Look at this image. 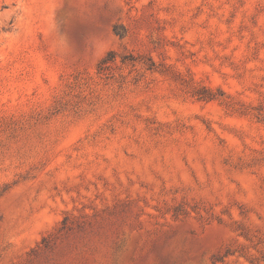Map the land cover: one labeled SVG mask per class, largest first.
Masks as SVG:
<instances>
[{
    "label": "rangeland",
    "instance_id": "rangeland-1",
    "mask_svg": "<svg viewBox=\"0 0 264 264\" xmlns=\"http://www.w3.org/2000/svg\"><path fill=\"white\" fill-rule=\"evenodd\" d=\"M0 264H264V0H0Z\"/></svg>",
    "mask_w": 264,
    "mask_h": 264
},
{
    "label": "trees",
    "instance_id": "trees-1",
    "mask_svg": "<svg viewBox=\"0 0 264 264\" xmlns=\"http://www.w3.org/2000/svg\"><path fill=\"white\" fill-rule=\"evenodd\" d=\"M111 55V54H110ZM109 55V56H110ZM112 60L111 57H106L104 58L101 62H100V70H104L106 71L109 67V65H107L108 61ZM201 97L205 98V99H210L213 97V94L209 91L207 95H202Z\"/></svg>",
    "mask_w": 264,
    "mask_h": 264
}]
</instances>
